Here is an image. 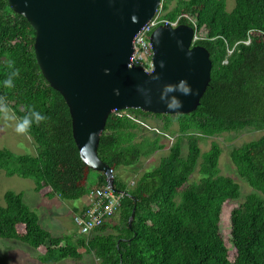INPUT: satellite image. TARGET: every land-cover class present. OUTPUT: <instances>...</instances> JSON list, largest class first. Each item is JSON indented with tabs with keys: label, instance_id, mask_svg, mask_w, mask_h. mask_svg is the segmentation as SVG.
I'll return each mask as SVG.
<instances>
[{
	"label": "trees",
	"instance_id": "trees-1",
	"mask_svg": "<svg viewBox=\"0 0 264 264\" xmlns=\"http://www.w3.org/2000/svg\"><path fill=\"white\" fill-rule=\"evenodd\" d=\"M234 1L228 12L226 0H163L165 19L192 15L198 30L206 34L197 45L210 53L211 81L191 114L128 111L161 119V134L178 135L159 165L132 185L117 173L164 150L166 144L160 142V135L142 136L144 126L125 115L109 117L98 157L113 171L114 192L125 193L117 214L90 237H79L78 232L53 237L24 203L23 194L8 192L5 207L0 206V239L30 246L42 264L80 260L83 252L94 255L100 264H264V134L230 152L238 176L255 191L243 202H239V184L221 174L220 145L213 142L207 152L200 147L203 138L247 129L264 132V0ZM172 2L175 6L170 10ZM34 44L30 23L13 12L7 0H0V112L11 110L19 123L32 110L47 117L39 124L34 121L26 132L35 154L16 156L0 150V170L33 181L42 198L85 203L107 186V177L81 160L68 106L43 77ZM228 49H234L231 55ZM9 77L12 86L4 83ZM173 123L178 125L177 134L171 131ZM195 174L197 179L191 181ZM237 202L225 216L226 205ZM224 216L227 239L221 228Z\"/></svg>",
	"mask_w": 264,
	"mask_h": 264
},
{
	"label": "water",
	"instance_id": "water-1",
	"mask_svg": "<svg viewBox=\"0 0 264 264\" xmlns=\"http://www.w3.org/2000/svg\"><path fill=\"white\" fill-rule=\"evenodd\" d=\"M35 31L34 53L48 84L64 98L81 160L104 173L116 191L111 168L98 157L109 117L116 111L155 115L195 112L212 72L210 53L192 47L194 28L159 26L150 37L153 71L134 66V41L163 0H7ZM189 87L191 95L182 94ZM178 100L181 108L168 105ZM136 205L129 219L132 227Z\"/></svg>",
	"mask_w": 264,
	"mask_h": 264
},
{
	"label": "rangeland",
	"instance_id": "rangeland-1",
	"mask_svg": "<svg viewBox=\"0 0 264 264\" xmlns=\"http://www.w3.org/2000/svg\"><path fill=\"white\" fill-rule=\"evenodd\" d=\"M227 1V11L231 12L235 7L234 0ZM175 2L169 5V9H173ZM197 46V45H196ZM22 109V108H20ZM134 115L144 123V131L142 136H147L149 139L161 136V143L166 144V148L158 151L150 157H142L136 165L131 168H125L119 173V177L124 183L132 185L137 179L145 172L153 170L157 167L160 161L168 155L170 146L175 142L178 135L170 138L169 133H163V122L161 119L147 116V115ZM19 124L17 117L11 110L2 109L0 112V150L6 149L16 156L33 155L35 154L36 147L33 140L26 133H17L16 127ZM162 131V132H161ZM171 131L177 134L178 125L173 123ZM264 132L247 129L239 133H229L212 138H203L200 142V147L203 152L210 150L212 143L216 142L222 148V155L219 160V168L221 174L225 177L232 178L240 186V199L243 202L245 198L254 193L255 191L248 185V183L241 179L231 162L230 152L234 148H238L245 143L260 138ZM166 139V140H165ZM183 156L186 157L188 153V142L184 138L182 141ZM92 181H95V175L92 176ZM197 179V175L191 177V181ZM8 192L16 194H23L24 203L34 211L38 218L39 223L43 229L50 232L53 237H62L77 232L74 223V215L78 213L83 206L91 203L86 199V204L82 201H62L57 199L42 198L35 192L34 182L29 179H24L20 176H6L0 170V206L5 207V195ZM239 203H232L226 205V213L230 212ZM223 217L221 228L224 237L227 239V220ZM79 237H84L78 235ZM231 248V245L229 244ZM39 253L28 245L22 244L12 239H0V264H42L38 260ZM58 264H100L99 260L88 253L82 254L80 260L67 259Z\"/></svg>",
	"mask_w": 264,
	"mask_h": 264
},
{
	"label": "built area",
	"instance_id": "built-area-1",
	"mask_svg": "<svg viewBox=\"0 0 264 264\" xmlns=\"http://www.w3.org/2000/svg\"><path fill=\"white\" fill-rule=\"evenodd\" d=\"M182 24H186L194 28V35L192 39V47L196 46L200 41L205 40L206 34L201 33L197 27V20L192 15H179L175 20H168L164 18L162 5L154 18L147 23L141 32L136 36L134 41V54L131 57V63L136 67L143 68L147 73L153 71V47L150 42V37L153 31L159 26H170L176 28ZM250 41L245 42L249 45ZM233 50L228 49V55L233 53ZM125 113L114 114L122 117L127 116L132 121L144 126V123L137 119L134 115L123 111ZM125 193L116 194L113 189L108 185L105 188L97 189L94 194L90 196L91 203L86 209L80 210V212L74 215V223L77 228V232L81 236L90 237L94 231L114 217L118 210L121 208V204Z\"/></svg>",
	"mask_w": 264,
	"mask_h": 264
},
{
	"label": "clouds",
	"instance_id": "clouds-1",
	"mask_svg": "<svg viewBox=\"0 0 264 264\" xmlns=\"http://www.w3.org/2000/svg\"><path fill=\"white\" fill-rule=\"evenodd\" d=\"M13 76L18 75V73H13ZM6 86H12L13 85V79L12 77H9L7 80L4 81ZM182 94L184 95H191V89L189 87H185L182 89ZM170 108H181L183 107L182 103L178 100L170 103L168 105ZM47 117L42 115L41 113L32 110L30 111L28 116H25L23 120L17 125L16 131L17 133H26L30 130L32 123L35 121V123L39 124L41 121L46 120Z\"/></svg>",
	"mask_w": 264,
	"mask_h": 264
}]
</instances>
